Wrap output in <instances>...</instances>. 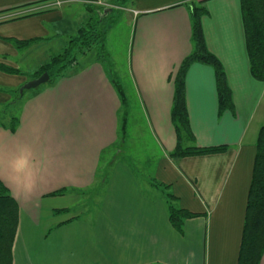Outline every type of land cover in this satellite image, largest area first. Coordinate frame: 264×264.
<instances>
[{
  "label": "crops",
  "instance_id": "crops-1",
  "mask_svg": "<svg viewBox=\"0 0 264 264\" xmlns=\"http://www.w3.org/2000/svg\"><path fill=\"white\" fill-rule=\"evenodd\" d=\"M192 3L205 8V43L225 70L234 106L219 114L214 69L193 64L185 81L193 144L227 151L173 159L174 77L193 50ZM87 4L0 0V65L22 73L0 71V108L20 104L18 115L0 125V182L19 205L13 264H238L264 126V82L251 75L241 0H132L119 9L109 40L140 104L131 128L133 163L121 118L128 103L100 62L81 61L14 102V92L43 66L23 72L24 55L68 42L88 19ZM17 41L34 42L19 49ZM106 165L110 171L102 173ZM152 181L170 187L179 206L197 215L182 233ZM95 187L98 193L87 196L97 202L90 212L82 201Z\"/></svg>",
  "mask_w": 264,
  "mask_h": 264
},
{
  "label": "trees",
  "instance_id": "trees-1",
  "mask_svg": "<svg viewBox=\"0 0 264 264\" xmlns=\"http://www.w3.org/2000/svg\"><path fill=\"white\" fill-rule=\"evenodd\" d=\"M132 0H115L107 15L106 8L87 4L88 19L70 38L62 53L44 64L35 74L34 79L44 73L50 77L49 84L63 78L75 66L79 57L91 58L104 65L107 56L109 33L114 26L115 12L127 7ZM243 25L246 37L250 71L254 79L264 82V0H241ZM206 14L199 3L191 5L193 50L181 63L174 77V98L171 108V120L177 135V146L169 154L173 159L196 156L217 155L227 151V146L197 147L193 144L194 136L190 127L186 105L185 81L189 68L195 63L211 66L215 71L218 93L219 114L233 110V96L227 82L225 70L220 61L207 49L201 20ZM36 41V40H35ZM34 41L15 42L19 49L29 47ZM91 53V54H90ZM0 71L9 75H22L15 68L0 65ZM21 90V89H20ZM20 90L14 92V102L23 98ZM18 118H13L10 130L15 132ZM256 158L246 207L238 264H261L264 256V126L260 128L256 141ZM152 185L161 191L167 206L169 221L179 233L183 232L185 221L197 215L181 208L170 187L152 181ZM61 190L52 194H65ZM63 212V211H62ZM19 225V205L0 182V264H13V245Z\"/></svg>",
  "mask_w": 264,
  "mask_h": 264
},
{
  "label": "rangeland",
  "instance_id": "rangeland-1",
  "mask_svg": "<svg viewBox=\"0 0 264 264\" xmlns=\"http://www.w3.org/2000/svg\"><path fill=\"white\" fill-rule=\"evenodd\" d=\"M101 2H104L103 4H101V7H104L106 9H113L116 8L115 6H113L115 0H101ZM100 3V2H99ZM119 10V9H118ZM120 11V10H119ZM118 12V11H117ZM115 12L113 14L114 17V21H116V19L118 18L120 13ZM115 23V22H114ZM113 28V27H112ZM111 32V31H110ZM110 36V33H109ZM63 42L61 41H56V42H52L50 44H41L38 46L39 49H32L27 51L28 55H24L26 58H24V60L20 63V68L23 72L28 73L31 69H35V71H37L40 67V65H44V63L46 64L47 62H49L52 58L56 57L57 55H59L60 53H62L63 49L68 45V42L65 40V37L62 38ZM64 43V44H63ZM37 48V47H35ZM118 48V46L116 45V49ZM107 56L105 58L104 66L107 69L108 73H109V77L112 80L113 83H115L116 87L119 86L120 89H123L126 100L128 105L124 106L122 109V113H121V118H125L127 117V121H128V126H127V130L129 133V137H127L126 142L128 141V145L130 144V149H131V159H132V163L134 162V158H135V151L132 147V122L134 120H136L139 111H140V104L139 101L137 99V94L134 91V86H133V81L132 78H130V76H128L127 74H125L123 72L122 69L119 68V65L117 63V61L115 60V55L113 54L114 50H115V46L113 44V42L111 43V41H108L107 47ZM118 52V51H117ZM91 54V53H90ZM93 55H90V57L92 58ZM79 62L81 61H87L86 58L84 57H79ZM20 61V60H19ZM33 71V70H31ZM31 77V76H30ZM31 79V78H30ZM32 81V79H31ZM44 86V85H43ZM41 86V87H43ZM39 87V88H41ZM38 90V89H37ZM36 92V89L33 90H26L25 95L23 97V101L28 98V96H30L31 94H34ZM130 104V105H129ZM18 106V107H17ZM13 105L11 104V106H8L7 108H0V125H6L9 122V118L12 115H18V111L20 109V104L19 105ZM9 109L10 113L8 114L7 110ZM125 138V136H124ZM118 153V152H116ZM124 154H122V156H119L120 158H126L125 156V151L123 152ZM127 154V153H126ZM129 156V155H128ZM138 167H141L140 165L136 164ZM110 171L109 166L106 165L105 168L102 167V173ZM96 192L98 193V189L93 188L91 190H88L84 195L85 198H83V203L82 205H84L85 208H89L90 212H94L95 206H96V199L92 198H88L87 196L91 194H96ZM88 198V199H87Z\"/></svg>",
  "mask_w": 264,
  "mask_h": 264
},
{
  "label": "water",
  "instance_id": "water-1",
  "mask_svg": "<svg viewBox=\"0 0 264 264\" xmlns=\"http://www.w3.org/2000/svg\"><path fill=\"white\" fill-rule=\"evenodd\" d=\"M80 1L89 4H98L100 2V0H80ZM109 11H111V9L104 10V15H107ZM49 81H50L49 75L47 73H44L39 78L29 81L27 84H25L24 87L21 88L20 93L23 94L25 90L38 89L39 87L48 84Z\"/></svg>",
  "mask_w": 264,
  "mask_h": 264
}]
</instances>
